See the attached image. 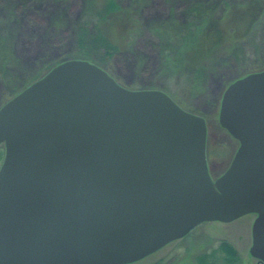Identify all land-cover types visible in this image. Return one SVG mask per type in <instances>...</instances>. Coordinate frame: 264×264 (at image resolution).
<instances>
[{
  "label": "water",
  "instance_id": "95a60500",
  "mask_svg": "<svg viewBox=\"0 0 264 264\" xmlns=\"http://www.w3.org/2000/svg\"><path fill=\"white\" fill-rule=\"evenodd\" d=\"M219 122L239 148L214 180L203 117L89 61L55 66L0 109V264H132L248 214L264 264V70L228 86Z\"/></svg>",
  "mask_w": 264,
  "mask_h": 264
},
{
  "label": "rangeland",
  "instance_id": "374dc122",
  "mask_svg": "<svg viewBox=\"0 0 264 264\" xmlns=\"http://www.w3.org/2000/svg\"><path fill=\"white\" fill-rule=\"evenodd\" d=\"M121 1L134 8L135 0ZM211 1L142 0L137 9L140 22L134 35L126 38L124 28L112 27L110 38L120 52L109 59L107 72L126 89L162 91L184 110L203 117L208 131V167L212 179L216 180L228 170L239 147V142L219 122L223 94L236 80L264 68V16L245 42L235 41L246 25L242 23L235 27V34L231 30L227 33L225 28L233 22L231 18L224 21L220 46L208 55L191 58L192 64L182 65L179 60L180 70L176 75L162 69L164 40L160 30L156 31L159 26L181 28L188 19L186 11L192 4ZM228 1L230 5L245 7L250 0ZM82 6L83 0H0V38L5 39L9 53L8 71L4 73L0 69V109L38 81L34 79L47 66L70 58L76 48L74 24ZM243 45L248 48V54L239 55ZM25 84L28 85L23 88ZM4 157L5 146L1 145L0 168ZM256 218L255 214H248L228 223H202L187 237L173 241L132 264H199L200 256L209 257L223 241L236 248L240 257L238 264H262L250 254ZM214 261L226 264L221 260Z\"/></svg>",
  "mask_w": 264,
  "mask_h": 264
},
{
  "label": "trees",
  "instance_id": "16d2710c",
  "mask_svg": "<svg viewBox=\"0 0 264 264\" xmlns=\"http://www.w3.org/2000/svg\"><path fill=\"white\" fill-rule=\"evenodd\" d=\"M135 2L134 8H132L125 6L121 0H83L81 14L75 22L73 30L75 50L70 54V58L47 66L46 70L39 73L34 80L40 79L53 67L66 60L89 61L108 71L107 67L110 61L120 52L119 47L110 38L112 27L116 25L115 29L124 28L126 38L137 32L140 22L139 19L137 20L139 15L137 9L141 6L142 0H137L138 6ZM227 2L229 1L212 0L211 2L192 4L186 11L188 19L181 28L173 25L167 28L156 27V31L160 30L164 40L161 65L166 73L178 74L177 71L180 70L178 69L179 60L182 61V65L192 64L191 58L194 59L195 56L208 55L214 52L220 46L219 42L223 38L220 31L224 28L221 26L224 21L228 22L229 18L232 19L233 23H228L225 31L228 33L231 30L235 34L238 25L244 23L246 25L245 31L240 34L235 42L247 40L251 31L257 28L264 16V0H250L245 7L230 5ZM242 49L239 55L248 54L247 47L243 45ZM7 50L5 39L0 38V69L4 73L8 71L9 67ZM263 70L264 68L249 73ZM21 78L20 82H22ZM27 85L25 84L23 88ZM190 112L193 113V111ZM208 258L213 260L209 261ZM214 260H221L226 264H238L240 257L231 243L223 241L209 257L200 256L198 263L216 264L217 262Z\"/></svg>",
  "mask_w": 264,
  "mask_h": 264
},
{
  "label": "flooded vegetation",
  "instance_id": "af4514ba",
  "mask_svg": "<svg viewBox=\"0 0 264 264\" xmlns=\"http://www.w3.org/2000/svg\"><path fill=\"white\" fill-rule=\"evenodd\" d=\"M256 216H257V215H256ZM189 234H190V233H189ZM189 234H188V235H189ZM188 235H187V236H188ZM187 236H185V237H187ZM185 237H184V238H185ZM182 239H183V238H182Z\"/></svg>",
  "mask_w": 264,
  "mask_h": 264
}]
</instances>
